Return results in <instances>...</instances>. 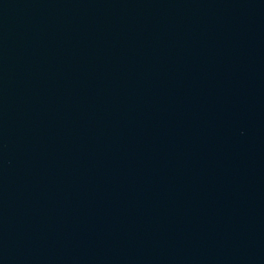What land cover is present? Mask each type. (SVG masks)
<instances>
[{
  "label": "water",
  "instance_id": "water-1",
  "mask_svg": "<svg viewBox=\"0 0 264 264\" xmlns=\"http://www.w3.org/2000/svg\"><path fill=\"white\" fill-rule=\"evenodd\" d=\"M0 264H264V0H0Z\"/></svg>",
  "mask_w": 264,
  "mask_h": 264
}]
</instances>
